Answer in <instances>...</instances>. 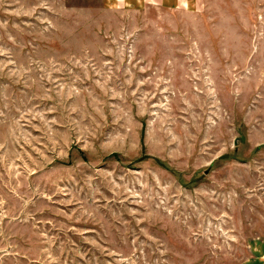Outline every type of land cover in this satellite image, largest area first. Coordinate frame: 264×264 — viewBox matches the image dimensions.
<instances>
[{
  "label": "rangeland",
  "instance_id": "374dc122",
  "mask_svg": "<svg viewBox=\"0 0 264 264\" xmlns=\"http://www.w3.org/2000/svg\"><path fill=\"white\" fill-rule=\"evenodd\" d=\"M0 264H264V0H0Z\"/></svg>",
  "mask_w": 264,
  "mask_h": 264
},
{
  "label": "crops",
  "instance_id": "0c3cea01",
  "mask_svg": "<svg viewBox=\"0 0 264 264\" xmlns=\"http://www.w3.org/2000/svg\"><path fill=\"white\" fill-rule=\"evenodd\" d=\"M142 1H151V0H142ZM161 1V0H160ZM166 1H169V0H166ZM171 1H175V0H171Z\"/></svg>",
  "mask_w": 264,
  "mask_h": 264
}]
</instances>
